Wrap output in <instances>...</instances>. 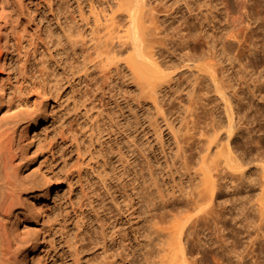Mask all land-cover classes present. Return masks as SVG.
Here are the masks:
<instances>
[{"label": "rangeland", "instance_id": "374dc122", "mask_svg": "<svg viewBox=\"0 0 264 264\" xmlns=\"http://www.w3.org/2000/svg\"><path fill=\"white\" fill-rule=\"evenodd\" d=\"M145 2L148 52L165 74L162 100L130 64L137 49L124 0L7 5L0 113L16 122L6 144L20 162V179L32 186L26 191L40 195L36 209L21 205L18 220L22 231H39L42 238L28 264H184L177 243L163 244L167 237L157 236L150 209L162 205L159 185L165 195H179L199 169V152L215 159L218 145L228 140V100L212 75L239 104L234 116L241 134L264 129V114L257 111L264 112V0ZM189 34L194 42L185 48ZM227 34L241 41L235 53L222 43ZM188 52L196 54L193 61ZM35 115L43 121L29 146L21 131ZM173 129L186 142L184 157L176 155ZM257 139L264 152V139ZM258 163L245 168L248 177L260 173ZM49 184L45 198L41 190ZM228 186L224 195L231 198L232 182ZM180 203L166 202L169 209ZM233 204L235 213L243 206ZM208 233H202L205 240ZM246 240L238 250L247 249ZM262 246L239 264L256 257L264 264ZM207 259L203 264H217Z\"/></svg>", "mask_w": 264, "mask_h": 264}, {"label": "bare ground", "instance_id": "6f19581e", "mask_svg": "<svg viewBox=\"0 0 264 264\" xmlns=\"http://www.w3.org/2000/svg\"><path fill=\"white\" fill-rule=\"evenodd\" d=\"M124 1L129 12L132 40L137 49V53L131 58L130 64L133 66L134 73L142 80L143 84L151 87V93L157 94V96L159 94V100H162L161 93L164 88L161 84L165 74L158 65L160 63L154 59V55L148 52L146 43L147 30L145 28L146 2L145 0ZM10 2L17 6L23 0H0V76L5 74L2 71V67L6 59L5 50L7 49L8 40L4 33L3 19L8 16L7 5ZM232 34L225 35L226 37L224 36L222 43L229 51L235 53L237 47L241 45V41L239 42L235 35ZM193 36V34L188 35L189 40L185 42L186 44H183L186 46L185 48L192 46L194 42ZM192 52L194 51L192 50ZM187 55L188 61H193L194 57H196V54L194 53L193 56L191 52H188ZM212 80L216 83L217 91L228 100V140L218 145L220 149L218 148L219 150L216 151L215 159H210L211 154L207 157L206 155H201L202 152H199L201 156L199 169H196L197 171L190 178L188 187L182 184L179 195H176L177 192L174 190L169 193L171 196H167L159 185L158 194L162 200V205L159 209H150L153 223L158 228L156 229L157 236L167 237L166 240H162L163 244L170 241L177 243L181 253V260H183L184 264H203V259L206 260V258L213 259L212 261L217 264H239L250 253L255 252V250L258 251L264 244L260 242L261 237L259 238V236H264V152L261 150L262 147L256 143L258 142L257 138L264 139V129L254 130V132L250 130L251 135L241 134L244 128L237 123L234 116L235 113L238 115L241 112L238 107L239 104L233 105L231 98L226 97V92L222 90L223 87L219 80L213 75ZM158 85L159 89H157ZM262 95L264 94L262 93ZM238 100L241 102V98ZM161 106L163 111L162 101ZM248 111L250 114L253 112V110ZM257 111L263 117L264 112L262 113L259 109ZM1 114L0 264H28L31 256L42 245V238H40L39 231L34 234H31L29 229L22 231L20 228L21 223L18 220L21 218V205L24 207L29 202L33 209H36L40 195L37 194L36 190L30 193L26 191L32 186L20 179V174L18 173L20 162H15L16 153L13 152L11 146L6 144V136L10 131L15 132L13 126L16 122L13 117L9 116V114L7 115V112L3 115ZM42 121V115L30 117L27 120L28 125L21 131L22 141L29 146H33L35 135H32V133L38 134V128ZM173 131L177 145L176 155L184 157L186 152L184 144L186 142L181 140V135L178 134L179 130L173 129ZM26 158H28V153L22 155L20 161H24ZM254 161L260 164H257L260 167V171L258 170L260 173L256 174L258 177L256 175L255 177H253L254 175L248 177L245 168ZM153 172L154 169H151L152 181L157 184L158 178L154 177ZM229 182H232L234 191L233 194L231 193V198H226L224 190ZM257 185L259 186L258 189L255 188ZM230 187L231 185L227 188ZM248 187H250V190L244 192V188ZM52 189L53 185H45L41 192L47 198ZM171 198H174V201L177 202L182 200V203L173 209H169L166 202L170 201ZM233 199L240 201V206L243 205L239 209V204H236L239 209L236 213L233 211ZM150 203L154 205L156 203L155 199L153 198ZM229 228H232L231 230L235 232V238L231 237L233 243H230L227 237L226 230ZM232 231L231 234L228 233L230 236ZM202 233H208L209 239L205 240L204 237L207 236L203 237ZM151 234L150 232L147 237H150ZM254 235L255 237H253ZM243 239L248 240L246 242L249 243L248 247L243 243L247 249L238 250L237 246L242 244ZM262 239L264 240V238ZM149 241H152V238ZM255 245H258L256 248H259H253ZM244 246L242 245V247ZM245 250L248 251L246 252ZM260 251L259 254L261 253ZM263 253H261V256ZM198 255H200V258H198ZM262 257L264 258V256ZM231 258H234V260ZM256 258H251L250 264H260V259ZM263 258H261V261ZM261 264L263 263L261 262Z\"/></svg>", "mask_w": 264, "mask_h": 264}]
</instances>
